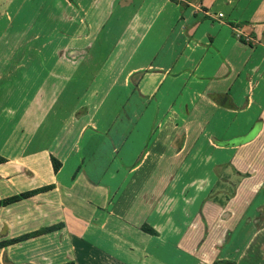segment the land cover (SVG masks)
<instances>
[{
	"label": "crops",
	"instance_id": "crops-1",
	"mask_svg": "<svg viewBox=\"0 0 264 264\" xmlns=\"http://www.w3.org/2000/svg\"><path fill=\"white\" fill-rule=\"evenodd\" d=\"M36 1L53 23L87 25L72 53L114 46L108 85L132 104L112 126L66 131L72 111L49 112V129L25 106L22 142L10 121L0 132V200L51 186L0 207V241L61 224L1 248L5 264H264V0Z\"/></svg>",
	"mask_w": 264,
	"mask_h": 264
},
{
	"label": "rangeland",
	"instance_id": "rangeland-1",
	"mask_svg": "<svg viewBox=\"0 0 264 264\" xmlns=\"http://www.w3.org/2000/svg\"><path fill=\"white\" fill-rule=\"evenodd\" d=\"M67 3L64 8L60 6L61 11L70 10ZM50 10H52L51 7L43 6L37 1L34 3V0H23L12 4L9 0H0V99H4L5 95H11L10 105L13 111L9 112L6 108L4 112V102L0 101V117L3 115L0 119V132L6 134L13 124L12 139L15 146L23 140V132H21L23 130H19L18 127L20 116L25 112V106L28 107L29 116L33 115L30 113L31 110L37 111L36 108L41 113L43 112L44 125L49 129L51 120L46 117L51 114L49 112L72 111L73 117L69 120L66 118L64 125L60 123V126H66V131L70 126L76 127L75 130H77L86 124L100 127L112 126L116 121V114L127 110L125 109L127 105L132 104L128 97H125L124 103H117L119 98L116 96H121V87L108 85L111 81L115 84L119 77L116 73L118 69L116 68V56L112 54L114 46L111 54L104 52L99 54L101 49L99 50L97 42L90 44L89 49H86L90 51L92 47L93 54L76 55L72 53L73 50L81 49L78 47L83 45L82 39L78 36L79 32L75 33L74 39L70 38L73 30L87 25L63 21L62 16L60 23H53L49 15ZM68 13L73 14V8ZM89 25L92 27L95 24ZM114 39L117 40V38ZM175 91L177 89H173L172 99L180 101V97H174L176 96ZM196 102L198 104V100ZM148 106L147 102L139 103L137 109H146ZM225 106L228 107L227 104ZM149 109L143 116L150 114ZM4 116L6 117L3 118ZM141 119L139 127L143 131L148 125L145 124L147 119ZM62 120L59 118L58 122ZM176 125H180L179 120ZM254 132L253 127L247 134L235 136L226 142H243L251 138ZM33 137L34 131L29 132V140L35 139ZM64 137L65 141L68 140V135ZM21 153L25 155V151ZM67 169L70 171V164H67L65 170ZM246 239L247 236L242 239V242ZM6 262L7 259L0 255V264Z\"/></svg>",
	"mask_w": 264,
	"mask_h": 264
},
{
	"label": "trees",
	"instance_id": "trees-1",
	"mask_svg": "<svg viewBox=\"0 0 264 264\" xmlns=\"http://www.w3.org/2000/svg\"><path fill=\"white\" fill-rule=\"evenodd\" d=\"M51 163H52L53 170L56 172L58 169L57 160L54 158H51ZM50 188H51V186H44V187H40V188L31 190V191L18 193V194H15L13 196H10L8 198H4V199L0 200V207L7 206L9 204L21 201V200L26 199V198H29V197L37 194V193L49 190ZM60 227H61V224H57V225L41 228L39 230L30 232V233L22 234L18 237L12 238V239L0 241V249L3 247H6V246H10V245H14V244L26 241L28 239H31V238H34V237H37L40 235H44V234L53 232V231L59 229ZM149 231L151 233H153L152 230L149 229ZM69 264H72V263H69ZM213 264H235V263L228 262V261H215Z\"/></svg>",
	"mask_w": 264,
	"mask_h": 264
},
{
	"label": "built area",
	"instance_id": "built-area-1",
	"mask_svg": "<svg viewBox=\"0 0 264 264\" xmlns=\"http://www.w3.org/2000/svg\"><path fill=\"white\" fill-rule=\"evenodd\" d=\"M222 15L221 14H219V17H221Z\"/></svg>",
	"mask_w": 264,
	"mask_h": 264
}]
</instances>
